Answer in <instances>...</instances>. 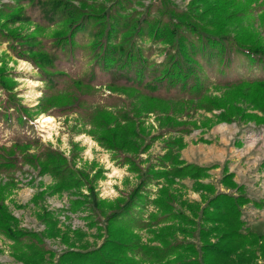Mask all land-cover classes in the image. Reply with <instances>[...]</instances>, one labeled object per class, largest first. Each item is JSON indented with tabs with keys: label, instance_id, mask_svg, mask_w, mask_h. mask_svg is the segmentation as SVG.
<instances>
[{
	"label": "trees",
	"instance_id": "1",
	"mask_svg": "<svg viewBox=\"0 0 264 264\" xmlns=\"http://www.w3.org/2000/svg\"><path fill=\"white\" fill-rule=\"evenodd\" d=\"M79 1L77 5L71 0H0V39L14 56L36 67L45 82L37 110L52 116L75 113L87 120L96 141L120 155V163L128 165L140 180L125 197L101 198L62 151L42 143L39 137L14 130L9 144L0 142V174H12L28 165L40 174H49L55 180L54 191L86 184L88 200L104 217V235L98 246L77 248L62 235L69 246L53 262L55 252L45 247L44 238L60 234L55 220L42 211L39 217L46 224L43 232L18 227L4 202L6 187L0 184V232L15 242L25 241L29 248L16 258L23 264H264V233L243 230L242 207L250 199L243 186L232 180V173H225L221 183L235 191H216L212 184L200 182L209 176L210 167L187 163L179 158L178 151H172L174 146L178 150L185 146L181 136L166 142L161 159L169 162L168 168L164 165L142 171L135 160L141 151L135 114L143 108L169 110L171 99L195 103L206 111L219 110L216 117L220 121L239 117L264 127V39L258 30L243 24L244 18L257 12L264 28V0H189L184 8L174 0H146V5L145 0H137L144 10L132 9V0H109L108 5ZM34 16L38 20L34 21ZM28 21L37 23L31 31L14 26ZM57 23L61 27L54 29L47 46L39 28ZM86 32L91 36L87 42L91 64L82 74L74 75L63 65L77 60L82 46L77 37ZM143 37L167 45L161 61H150L143 53L137 43ZM242 62L246 63L242 66L245 71L256 68L258 75H240L236 67ZM205 69L216 72L217 85L227 88L221 96L207 93ZM15 83L0 59L2 127H24L31 118L30 107L17 97ZM97 86L138 97L142 105L132 114L129 109L114 112L111 107L120 98L108 94L106 106H93L100 98ZM241 102L256 112L247 111ZM168 119L178 126L176 131L188 133V122ZM160 177L169 182L189 177L201 189L200 202L187 203L191 216L173 211L175 195L168 186L162 185L154 199L162 213L185 221L190 231L197 229L198 247L192 242L174 243L164 236L159 246L139 245L133 229L124 222L142 199L149 180ZM180 230L188 232L182 227ZM138 252L145 258L137 257Z\"/></svg>",
	"mask_w": 264,
	"mask_h": 264
},
{
	"label": "rangeland",
	"instance_id": "2",
	"mask_svg": "<svg viewBox=\"0 0 264 264\" xmlns=\"http://www.w3.org/2000/svg\"><path fill=\"white\" fill-rule=\"evenodd\" d=\"M8 1L1 0V2ZM71 1L77 5L80 4L79 0ZM87 1L95 4H109V0ZM174 1L179 7L184 8L189 0ZM143 2L144 5L147 4L146 0ZM133 8L144 10L137 0H132ZM132 9H129L128 12H131ZM33 19H35L34 21L38 20V16H34ZM243 24L251 25L261 33L264 39V28H261L259 24L257 12H253L250 18H244ZM14 26L22 27L23 31H31L37 26V23L17 22ZM60 27L61 25L57 23L39 28L40 37L44 39L47 46L51 44V34L54 29ZM90 39L91 36L88 32L77 37V40L82 44L81 50H79L76 61H67L63 65L66 71L79 75L88 69L91 61L89 60L87 42ZM137 43L150 61L159 62L165 57L166 44L155 43L145 37L138 38ZM0 59L1 63L14 76L16 81L14 90L17 97L31 109V118L24 127L18 125L2 127L0 125V142L9 144L14 130L25 131L31 136L39 137L42 143L62 151L70 164L86 175L87 183L94 186L101 198L113 200L125 197L139 182L140 178L137 173L131 171L128 165L120 163V155L107 150L96 141L95 135L92 134L93 127L87 120L75 113L61 116L40 113L37 109L44 97L45 82L41 80L36 67L28 61L14 56L8 50L7 43L1 39ZM242 66H246V63H239L236 67V71L242 76H256L259 73L256 68L245 71ZM205 71L208 77L207 93L211 96H221L227 88L217 85L218 74L216 72L206 69ZM97 92L100 98L93 106H106L105 98L108 94L120 98L115 106L111 107L114 112L118 109H129L132 114L142 105L138 97L110 92L105 86H97ZM168 103L169 110L149 111L143 108L139 114H135V120L139 125L138 129H140L139 140L141 142V151L136 154L135 160L139 162L142 171L150 167L162 169L164 165L165 168H168L169 162H164L161 159L167 150L166 142L181 136L185 146L180 150L174 146L172 151H178L179 158L187 163L210 167L209 176L199 179L200 182L212 184L215 189L216 186L222 184L221 178L225 173H229V165L238 159L233 154L235 152L241 158V161L237 162L239 168L243 169L248 181H252L244 186L241 185L244 193H246L245 189L247 193H256V201L260 199L259 202L262 203L259 207L264 206V154L260 150L264 149V127L256 125L254 121H246L239 117L231 122L220 121L216 117L219 110L206 111L198 108L195 103L181 102L177 99H171ZM239 105L246 107L247 111L256 112L244 102ZM41 116H50L53 121L45 122ZM167 117L188 122V133L181 134L176 131L178 126L172 124ZM203 123H208V125L204 126ZM252 141H254L252 157L247 158V154L241 156L242 148L246 147V144L253 143ZM146 145L147 148L144 150ZM219 149L222 150L221 155L217 151ZM232 175L234 176L235 172ZM54 182L55 180L49 174H40L37 169L28 165H24L22 169L12 174H0V184H4L6 187L7 196L4 202L16 217L18 227L43 232L46 224L39 217L42 211L49 212L52 219L55 220V228L60 234L44 238L45 247L55 252L53 262L63 250L68 249L69 245L61 237L62 235L66 236L69 243H73L75 247H86L87 249L98 246L102 242V235H104V217L88 200L87 185L84 184L70 190L54 191L52 189ZM162 185L168 186L175 195V200L172 202L174 212L182 211L191 216L187 203L200 202L201 189L197 188V182L192 178H175L174 182H169L164 177L149 180L143 189L142 199L124 218V222L136 234L135 242L139 245L159 246L160 237L164 236L174 243L192 242L198 247L200 241L197 229L190 231V226L185 221L173 217L169 213H162L156 206L154 199ZM223 188L226 189L224 186ZM247 206L242 207L243 230L249 229L257 233H264V229L260 231L256 224H252L253 221L255 223L264 219L261 217L264 212H259L264 208L257 207L261 210L255 217H252L251 209ZM249 207L253 208L254 206L250 205ZM181 227L188 229V232L183 233L180 230ZM27 251L29 248L25 241L15 242L0 232V261L2 263L23 264L16 258V255ZM136 255L145 258L141 252Z\"/></svg>",
	"mask_w": 264,
	"mask_h": 264
},
{
	"label": "crops",
	"instance_id": "3",
	"mask_svg": "<svg viewBox=\"0 0 264 264\" xmlns=\"http://www.w3.org/2000/svg\"><path fill=\"white\" fill-rule=\"evenodd\" d=\"M253 143H249V144H246L245 146L246 147H244V148H242V153H241V156H244V155H246L247 154V158L248 157H252V153H253V144H254V141H252ZM263 145V144H262ZM261 150V152H262V154H264V149H260ZM218 152H219V154L221 155L222 154V150L221 149H219V150H217ZM234 154V156H236V158H238V159H236V160H234L235 161V163H233L232 165H229V169H228V172L229 173H233V172H235V175L233 176V181L234 182H236L237 183V185H243L244 186V184H249L250 182H252V181H248V178H247V176H246V174H245V172H243V169L242 168H239V165L237 164V162L239 161H241V158L240 157H238L237 155H236V153L234 152L233 153ZM188 162H190V161H188ZM216 190L217 191H225V190H227V191H230L231 189H224L223 188V186H222V184H220L219 186H216ZM232 191V190H231ZM245 194H246V196L250 199V202H248L246 205H244L243 207H246L247 205H253L254 207V209L252 208V207H249V206H247V208H249V209H251L250 210V213H251V215H253L252 217H255V215H257V212L259 211V210H261V209H259V208H264V206H262V207H259V206H256L255 205V202H259L260 201V199H258V201H256L257 199H255V197H256V193H247V191H246V189H245ZM257 207H259V208H257ZM259 212H264V209H262L261 211H259ZM261 217H264V214L261 216ZM254 220H255V218H253ZM252 220V219H251ZM253 225L254 224H256L257 225V227L258 228H260V231H263V229H264V219L262 220V221H256L255 223H254V221H253V223H252ZM251 229H253V226H251Z\"/></svg>",
	"mask_w": 264,
	"mask_h": 264
},
{
	"label": "bare ground",
	"instance_id": "4",
	"mask_svg": "<svg viewBox=\"0 0 264 264\" xmlns=\"http://www.w3.org/2000/svg\"><path fill=\"white\" fill-rule=\"evenodd\" d=\"M42 119H44L45 122H51L53 121V118L50 116H41Z\"/></svg>",
	"mask_w": 264,
	"mask_h": 264
}]
</instances>
